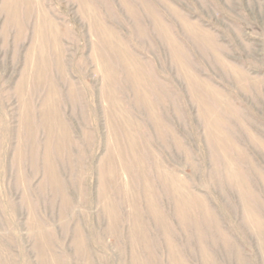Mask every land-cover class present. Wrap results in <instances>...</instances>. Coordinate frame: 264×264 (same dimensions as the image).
Instances as JSON below:
<instances>
[{"label":"rangeland","instance_id":"1","mask_svg":"<svg viewBox=\"0 0 264 264\" xmlns=\"http://www.w3.org/2000/svg\"><path fill=\"white\" fill-rule=\"evenodd\" d=\"M0 264H264V0H0Z\"/></svg>","mask_w":264,"mask_h":264}]
</instances>
